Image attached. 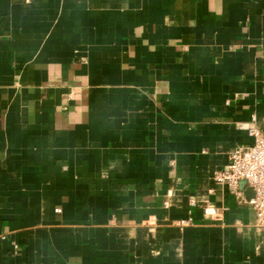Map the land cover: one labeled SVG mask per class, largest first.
<instances>
[{
    "label": "crops",
    "instance_id": "obj_1",
    "mask_svg": "<svg viewBox=\"0 0 264 264\" xmlns=\"http://www.w3.org/2000/svg\"><path fill=\"white\" fill-rule=\"evenodd\" d=\"M252 125L264 0H0V264H264Z\"/></svg>",
    "mask_w": 264,
    "mask_h": 264
},
{
    "label": "built area",
    "instance_id": "obj_2",
    "mask_svg": "<svg viewBox=\"0 0 264 264\" xmlns=\"http://www.w3.org/2000/svg\"><path fill=\"white\" fill-rule=\"evenodd\" d=\"M252 123H255L254 117ZM248 133L253 139L252 145L234 148L229 156L228 167L214 173L213 180L253 209L255 215L253 226L264 232V132L252 125ZM241 184L251 189L253 193L251 199L245 200ZM189 223L190 221H179L176 226L182 228Z\"/></svg>",
    "mask_w": 264,
    "mask_h": 264
}]
</instances>
